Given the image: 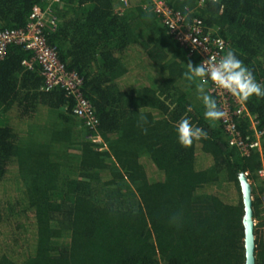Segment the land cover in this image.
Returning a JSON list of instances; mask_svg holds the SVG:
<instances>
[{"label":"trees","instance_id":"trees-1","mask_svg":"<svg viewBox=\"0 0 264 264\" xmlns=\"http://www.w3.org/2000/svg\"><path fill=\"white\" fill-rule=\"evenodd\" d=\"M165 1L223 37V55L233 51L264 84V0ZM134 4L116 12L115 0H60L55 27L43 29L81 80L93 129L74 114L73 95L42 89L40 68L23 65L31 51L12 44L0 60V264H244L240 173L252 187L255 264H264V138L262 156L229 146L204 115L199 79L185 77L199 58L146 0ZM35 5L46 8L0 0V29H23ZM241 101L264 127V98ZM182 118L208 138L179 144Z\"/></svg>","mask_w":264,"mask_h":264},{"label":"built area","instance_id":"built-area-1","mask_svg":"<svg viewBox=\"0 0 264 264\" xmlns=\"http://www.w3.org/2000/svg\"><path fill=\"white\" fill-rule=\"evenodd\" d=\"M143 8L153 11L161 24L169 34L186 51L188 56H197L200 63L207 57L215 56L219 60L226 51L228 43L223 37L214 35L213 32H205L206 27L198 18H187L186 15L174 11L165 0H146ZM211 1L196 0V7L201 8ZM46 8L42 9L35 5L30 13L29 22L23 29L8 30L0 29V60L4 58L8 46L17 44L25 50L32 52V58L23 61L27 69L34 65L40 68L41 76L44 79L42 89L49 91L55 87L64 89L73 95L76 100L74 114L83 119L84 123L91 129L97 124L91 105L80 93L81 80L72 72L65 69L59 61L55 49L48 45L43 34L45 25L51 30L56 25V19L50 16V8L60 4V0H45ZM116 12H124L129 7V0H115ZM210 95L216 99L218 105L226 113L220 119L228 144L235 147L244 157L252 152H258L262 156L261 142L264 138V127H258V123L252 119L240 98L230 94L209 82ZM239 119L248 120L249 134L242 135L239 130ZM90 141L98 145V150H103L99 136L89 137ZM258 175L264 181V165L258 171Z\"/></svg>","mask_w":264,"mask_h":264},{"label":"clouds","instance_id":"clouds-1","mask_svg":"<svg viewBox=\"0 0 264 264\" xmlns=\"http://www.w3.org/2000/svg\"><path fill=\"white\" fill-rule=\"evenodd\" d=\"M187 69L185 73L187 80L199 79L196 91L198 98L205 106L204 115L209 120H220L226 115L210 95L209 82L243 101L253 96L264 98V84L257 81L253 71L233 51H228L219 60L215 56L207 57L195 67L189 63ZM141 120L147 123L146 117L142 116ZM144 131L146 132L147 129ZM175 132L177 141L182 146H189L194 141L208 138V132L205 129L195 126L187 118L177 122Z\"/></svg>","mask_w":264,"mask_h":264},{"label":"water","instance_id":"water-1","mask_svg":"<svg viewBox=\"0 0 264 264\" xmlns=\"http://www.w3.org/2000/svg\"><path fill=\"white\" fill-rule=\"evenodd\" d=\"M240 193L243 204V248H244V264H255V235H254V219L252 209V187L247 174L240 173L238 176Z\"/></svg>","mask_w":264,"mask_h":264},{"label":"rangeland","instance_id":"rangeland-1","mask_svg":"<svg viewBox=\"0 0 264 264\" xmlns=\"http://www.w3.org/2000/svg\"><path fill=\"white\" fill-rule=\"evenodd\" d=\"M131 1H132V3L134 4L136 0H129V7H130V5H131ZM134 5H135V4H134ZM129 7H128V8H129ZM12 176H13V175H12ZM9 180H12V177H9ZM222 187H224V185L218 187V190H220ZM219 188H220V189H219ZM256 223H257V222H256Z\"/></svg>","mask_w":264,"mask_h":264},{"label":"crops","instance_id":"crops-1","mask_svg":"<svg viewBox=\"0 0 264 264\" xmlns=\"http://www.w3.org/2000/svg\"><path fill=\"white\" fill-rule=\"evenodd\" d=\"M196 1V0H195Z\"/></svg>","mask_w":264,"mask_h":264}]
</instances>
